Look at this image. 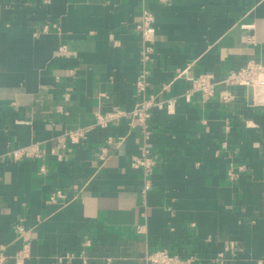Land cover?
Masks as SVG:
<instances>
[{
  "label": "crops",
  "instance_id": "0c3cea01",
  "mask_svg": "<svg viewBox=\"0 0 264 264\" xmlns=\"http://www.w3.org/2000/svg\"><path fill=\"white\" fill-rule=\"evenodd\" d=\"M144 9L156 18L147 62L136 27ZM251 60L264 62V0H0L6 264H148L159 248L203 264L223 251L232 264L264 260V104L251 103L247 87H232L228 102L185 96L188 77L218 80ZM144 70L149 93L174 99L152 110L147 131L126 117L81 143L60 141L98 111L133 110ZM108 137L117 144L102 160ZM33 143L44 153L6 158ZM146 145L156 160L150 176L131 164ZM68 253L76 258L59 262Z\"/></svg>",
  "mask_w": 264,
  "mask_h": 264
},
{
  "label": "built area",
  "instance_id": "2783aa9c",
  "mask_svg": "<svg viewBox=\"0 0 264 264\" xmlns=\"http://www.w3.org/2000/svg\"><path fill=\"white\" fill-rule=\"evenodd\" d=\"M155 21L156 18L153 12H151V10L144 9L141 14V19L136 25L143 39L144 47L142 48V58L144 62L149 61L154 53V40L156 37ZM242 28H244V30H252L254 25L242 24ZM45 30L47 29L45 28ZM246 41L253 44L256 42L254 35L250 33L246 35ZM69 53L70 52L66 46L60 47L59 54L64 55ZM147 74L148 71L144 70V72L141 73L136 80V90L139 94L143 95L144 99L139 102L133 110L130 111L116 108L105 112L98 111L93 124L68 130L65 133V139L60 141L62 143L66 140L75 144L81 143L88 137L91 129L109 127V125L111 126L126 117L130 118V124L133 127L140 126L143 130H146L149 126L152 110L154 108H167L169 110L171 104L174 102V99H167L166 101L160 100L158 94H151L148 92ZM188 80L191 83L189 90L185 93L188 100H191L193 96L199 93L205 101L218 94L219 98L223 102H228L236 97L232 87L249 88V86H264V62L251 60L244 66V68L231 69L218 80H216L212 74L191 76L188 77ZM219 87H221V89L217 91ZM115 144L117 143H115V140L112 137H108L107 140L103 142L99 148L100 158H102V160L108 159L107 157L112 150V146ZM41 153H44V150H42L38 144L33 143L12 149L7 154L8 156H6V158L15 161L26 157H36ZM132 159L131 164L136 168H143L146 176H150L153 173L156 160L149 146L146 145L143 157H133ZM41 170L45 171L46 169L43 167ZM230 174L231 176L236 175L233 171H231ZM149 186L150 185L147 183L146 188L143 189V195H146ZM63 196L64 194L61 191H58L51 197L55 202ZM16 231L19 234L26 232L23 225H18ZM85 244L89 245L90 241H86ZM29 255L30 250L28 244H26L23 251L19 252L17 259L21 262L25 258L29 257ZM217 255L218 256L211 258V263L232 264V258H230L226 252H219ZM74 258H76V254L68 253L65 256H60L58 260L59 262H63ZM7 259L8 255L5 252V247L0 246V264H6ZM146 261L148 264H203L205 260L197 254H191L190 256L183 257L181 254L171 252L166 248H159L149 252L146 256ZM257 264H264V260H259Z\"/></svg>",
  "mask_w": 264,
  "mask_h": 264
},
{
  "label": "water",
  "instance_id": "95a60500",
  "mask_svg": "<svg viewBox=\"0 0 264 264\" xmlns=\"http://www.w3.org/2000/svg\"><path fill=\"white\" fill-rule=\"evenodd\" d=\"M248 94L251 103L264 104V86H249Z\"/></svg>",
  "mask_w": 264,
  "mask_h": 264
}]
</instances>
